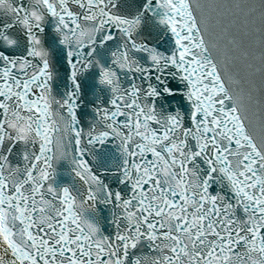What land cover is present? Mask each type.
I'll list each match as a JSON object with an SVG mask.
<instances>
[{
  "label": "snow or ice",
  "instance_id": "1",
  "mask_svg": "<svg viewBox=\"0 0 264 264\" xmlns=\"http://www.w3.org/2000/svg\"><path fill=\"white\" fill-rule=\"evenodd\" d=\"M0 264H264V0H0Z\"/></svg>",
  "mask_w": 264,
  "mask_h": 264
}]
</instances>
